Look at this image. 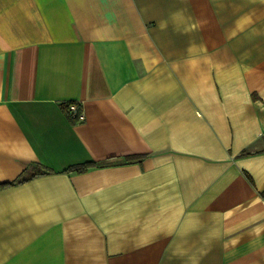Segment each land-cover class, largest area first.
<instances>
[{
	"label": "crops",
	"instance_id": "crops-1",
	"mask_svg": "<svg viewBox=\"0 0 264 264\" xmlns=\"http://www.w3.org/2000/svg\"><path fill=\"white\" fill-rule=\"evenodd\" d=\"M30 164L0 264H264V0H0V184Z\"/></svg>",
	"mask_w": 264,
	"mask_h": 264
},
{
	"label": "trees",
	"instance_id": "trees-1",
	"mask_svg": "<svg viewBox=\"0 0 264 264\" xmlns=\"http://www.w3.org/2000/svg\"><path fill=\"white\" fill-rule=\"evenodd\" d=\"M70 102L66 103L63 105V108L65 110V112L67 113V115L69 116V118L73 121V122H77L76 116H72L69 113V109H68V104ZM78 110L80 111V108L78 107ZM91 165H96L93 161H87V162H83V163H78V164H73L70 165L60 171L63 172H70V171H84L85 169H87L88 167H90ZM52 170L49 168H46L42 165L39 164H30L28 166H26V168L12 181L10 182H6V183H1L0 184V188L4 187V186H8V185H13V184H17V183H21L24 181H27L30 178H33L35 176H39V175H43V174H49L51 173Z\"/></svg>",
	"mask_w": 264,
	"mask_h": 264
},
{
	"label": "built area",
	"instance_id": "built-area-1",
	"mask_svg": "<svg viewBox=\"0 0 264 264\" xmlns=\"http://www.w3.org/2000/svg\"><path fill=\"white\" fill-rule=\"evenodd\" d=\"M69 113L74 117L76 116L77 121H81L84 119V114L82 111L78 110L77 102H70L68 104Z\"/></svg>",
	"mask_w": 264,
	"mask_h": 264
}]
</instances>
